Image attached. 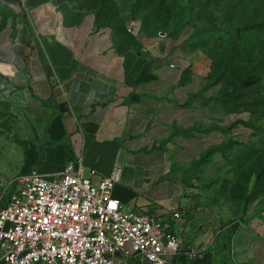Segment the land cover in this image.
<instances>
[{"label": "crops", "instance_id": "obj_1", "mask_svg": "<svg viewBox=\"0 0 264 264\" xmlns=\"http://www.w3.org/2000/svg\"><path fill=\"white\" fill-rule=\"evenodd\" d=\"M123 0H0V98L40 110L45 128L27 170L82 159L94 182L121 166L114 188L129 210L167 215L193 264H264V196L224 194L192 176L235 139V117L201 95L204 76L181 39ZM87 173V175H86Z\"/></svg>", "mask_w": 264, "mask_h": 264}, {"label": "rangeland", "instance_id": "obj_2", "mask_svg": "<svg viewBox=\"0 0 264 264\" xmlns=\"http://www.w3.org/2000/svg\"><path fill=\"white\" fill-rule=\"evenodd\" d=\"M160 33L181 39L203 70L201 95L235 117V139L222 157H203L192 176L225 180L224 194L242 201L264 196V0H123ZM40 110L0 98V200L8 183L27 170L30 151L41 143ZM87 175V173H86ZM252 192V193H251ZM251 194V195H250Z\"/></svg>", "mask_w": 264, "mask_h": 264}, {"label": "built area", "instance_id": "obj_3", "mask_svg": "<svg viewBox=\"0 0 264 264\" xmlns=\"http://www.w3.org/2000/svg\"><path fill=\"white\" fill-rule=\"evenodd\" d=\"M82 159L58 172L29 169L0 200V264H193L175 224L182 212L129 210L114 194L121 166L99 182Z\"/></svg>", "mask_w": 264, "mask_h": 264}, {"label": "trees", "instance_id": "obj_4", "mask_svg": "<svg viewBox=\"0 0 264 264\" xmlns=\"http://www.w3.org/2000/svg\"><path fill=\"white\" fill-rule=\"evenodd\" d=\"M230 141H231V140H230ZM229 143H230V142L226 143L225 146H227ZM219 149H220V148H218V150H219ZM204 157H207V155L204 156ZM251 193H252V192H251ZM250 195H251V194H250ZM255 197H258V195H257V196L244 197L243 200H245L246 202H249L251 199H254Z\"/></svg>", "mask_w": 264, "mask_h": 264}]
</instances>
